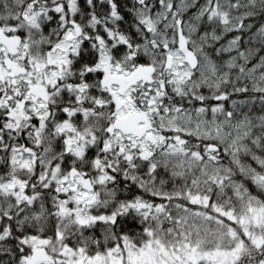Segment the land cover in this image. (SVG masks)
I'll use <instances>...</instances> for the list:
<instances>
[{
	"label": "snow or ice",
	"instance_id": "obj_1",
	"mask_svg": "<svg viewBox=\"0 0 264 264\" xmlns=\"http://www.w3.org/2000/svg\"><path fill=\"white\" fill-rule=\"evenodd\" d=\"M0 264H264V0H0Z\"/></svg>",
	"mask_w": 264,
	"mask_h": 264
}]
</instances>
